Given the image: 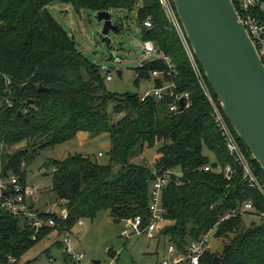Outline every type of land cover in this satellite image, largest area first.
<instances>
[{"label": "trees", "instance_id": "obj_1", "mask_svg": "<svg viewBox=\"0 0 264 264\" xmlns=\"http://www.w3.org/2000/svg\"><path fill=\"white\" fill-rule=\"evenodd\" d=\"M238 2L233 0L236 9ZM54 3L71 5L77 12L136 10L143 42L152 41L170 56L176 70L174 74L161 61H147L140 66L136 82L151 80L156 88L175 84V94H189L190 106L176 114L169 110L174 103L170 96L163 101L154 97L143 101L138 93L109 91V68L105 72L79 52L74 38L54 18L50 8ZM147 17L152 21L149 28L144 26ZM117 25L121 31V23ZM154 71L162 72L160 79L153 78ZM42 86L45 89L39 91ZM79 132L91 137L107 133L110 162L100 165L78 153L46 162L45 166L53 168L51 191L57 211L50 215L45 212L48 207L41 210L33 202L30 206L41 214L42 221L53 218L56 226L36 232L30 222L0 207V264H42L46 260L53 264L56 258L50 256L49 248L43 259L24 260L32 247L46 240L58 247L66 264L64 235L73 234L81 219H94L106 210L116 224L140 216L141 229L146 228L152 220L155 172L168 173L170 183L162 191L164 221L153 237L168 238L169 246L188 254L193 241L214 233L223 249L219 253L207 249L200 264H264V220L247 221L241 214L222 220L248 200L255 210L246 213L257 215L264 210V201L258 190L245 184L242 170L228 154L188 53L159 0H0L3 175L15 174L25 185L26 167L40 150L72 140ZM152 148H156L157 158L149 163L143 154ZM204 150L216 160L212 162ZM252 162L264 183L263 169L254 159ZM228 164L233 170L231 178L226 176ZM206 167H210L208 171ZM60 210L68 212L67 219L58 218ZM109 253L118 260L117 252Z\"/></svg>", "mask_w": 264, "mask_h": 264}, {"label": "rangeland", "instance_id": "obj_2", "mask_svg": "<svg viewBox=\"0 0 264 264\" xmlns=\"http://www.w3.org/2000/svg\"><path fill=\"white\" fill-rule=\"evenodd\" d=\"M50 8L54 18L74 38L79 52L87 56L92 63L109 68L112 76L111 81H106L109 91L116 94L138 93L142 95L154 87V82L151 80L140 79L138 83L136 82L140 65L151 60V58H146L143 51L144 42L141 28L136 21V10L131 13L111 12L112 22L115 25L121 23L122 30L120 31L119 28L116 33L110 32L105 37L102 34L104 22L98 21L96 12L90 10L77 12L71 5L62 3H54ZM117 54L122 58L121 63L114 62ZM118 70L122 71L121 77L118 75ZM112 106V104L109 106V110ZM110 147V138L107 133L91 137L89 133L79 132L72 140L40 150L26 167L27 183L39 189L40 192V200L34 204L41 210L53 205L54 195L51 191L53 168L45 166L46 162L63 160L78 153L104 165L110 162L108 157ZM156 152V148H152L145 152L143 157L149 163H153L157 158ZM99 153L102 156H99ZM204 154L209 156L212 162L216 160V157L207 150H204ZM242 216L247 221L260 219L259 216L251 213H243ZM81 220L83 223H78L74 229L72 244L75 249L84 252L89 261L97 259L103 264H109L113 258L108 250L117 252L116 255L119 256L118 260H114V264H160L161 260L169 256L168 238H150L147 235L127 238L121 233L127 229L128 223H114L108 210L100 212L94 219ZM208 246L211 251L217 253L223 249L222 242L214 237V233L211 235ZM47 248H49L50 256L56 258L55 264H65L60 259L61 251L56 246L51 247L48 240L32 247L24 256V260L29 261L38 256L43 259L45 255L43 253ZM47 262L46 260L42 264Z\"/></svg>", "mask_w": 264, "mask_h": 264}, {"label": "built area", "instance_id": "obj_3", "mask_svg": "<svg viewBox=\"0 0 264 264\" xmlns=\"http://www.w3.org/2000/svg\"><path fill=\"white\" fill-rule=\"evenodd\" d=\"M239 9H237L239 18L243 27L249 33L252 43L259 53V56L264 63V0H238ZM159 5H161L166 19L170 22L174 28L177 35H179L184 49L187 51L190 63L195 71L196 78L199 80L200 90L202 94L207 98L210 103L212 110V117L214 124L217 126L218 131L221 134L222 139L226 143V149L228 154L233 158L236 165L242 170L243 181L250 188L258 190L262 200L264 201V183L262 182L259 174L256 172L252 157H250L242 143L238 140L237 135L234 132L232 125H230L226 115L224 114L221 106L218 102L216 95H214L209 81L206 80L204 72L201 66L198 64L193 50H191L187 35L185 34L181 20L177 15L175 6L172 0H159ZM145 27H151L152 21L150 17H147L144 22ZM143 51L145 52L146 58H151L150 61H161L164 65L168 66L169 70L176 74L175 66L172 63L170 56L166 55L163 51H159L152 41H147L143 43ZM115 63H121L122 58L117 54L114 58ZM144 62L140 65L142 66ZM105 70L108 68L102 67ZM169 72V74L171 73ZM138 76V75H137ZM162 76V72L154 71L153 78H159ZM112 76L107 73V81H111ZM176 85L172 83H166L162 88L153 87L150 91L145 94L140 95L142 100L145 101L149 97L157 98L163 101L167 96L174 98V103L169 106V110L173 113H179L180 109L183 107L190 106V96L187 92L180 94H175L174 90ZM184 99V105H181V100ZM99 156H102L99 153ZM210 167H206L205 171H208ZM0 153V207L12 214L14 217L21 221H28L30 224L36 228V232L39 229L48 226L54 228L56 226V221L53 218L47 221H42L40 219L41 214L36 212L32 206L31 202L35 203L40 200L39 189L26 183L23 185L20 181V177L13 175L12 173L3 175ZM226 176L231 178L233 172L231 165H226L225 167ZM170 183V175L168 173L159 174L155 172V179L152 183L151 190V200H150V211H151V223L144 229H141L142 218L137 216L134 221H129L127 229L123 230L121 234L127 238L137 237L140 235H147L152 238L155 235V230L157 225L164 221L163 215L165 213V208L161 204L162 191ZM54 207V208H53ZM58 203H53L52 207H48L45 212L46 214H54L57 211ZM254 203L252 200H248L242 204V207L236 208L232 213L227 214L222 220H228L230 215L243 214L246 212H253ZM255 215V214H254ZM262 220H264V210L259 211L257 215ZM68 212L66 210H60L58 213L59 219H67ZM83 221L80 220L79 224ZM73 234L66 233L63 237V242L65 244V258L68 259L66 264H94L93 261H89L84 252L75 249L72 244ZM212 233L204 234L198 240L193 241L189 245V253L178 251L173 245L168 247L169 256L167 259L161 260L160 264H200L199 259L201 255L209 249V243ZM37 237L33 236L36 240ZM110 251V250H108ZM64 258V259H65ZM115 259V258H114ZM114 259L110 261L109 264H114ZM56 262L53 261V264ZM100 264H103L102 262Z\"/></svg>", "mask_w": 264, "mask_h": 264}, {"label": "water", "instance_id": "obj_4", "mask_svg": "<svg viewBox=\"0 0 264 264\" xmlns=\"http://www.w3.org/2000/svg\"><path fill=\"white\" fill-rule=\"evenodd\" d=\"M191 50L230 125L264 171V63L233 0H172ZM102 34L116 33L109 11ZM121 77L122 71L118 70ZM42 86L39 91L44 90ZM184 105V99L181 100ZM65 251L62 254L65 256ZM94 264H100L97 259ZM189 264V261H186Z\"/></svg>", "mask_w": 264, "mask_h": 264}]
</instances>
